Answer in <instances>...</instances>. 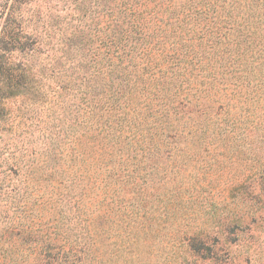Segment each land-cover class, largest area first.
I'll return each mask as SVG.
<instances>
[{"label": "trees", "instance_id": "obj_1", "mask_svg": "<svg viewBox=\"0 0 264 264\" xmlns=\"http://www.w3.org/2000/svg\"><path fill=\"white\" fill-rule=\"evenodd\" d=\"M30 2L0 0V121L40 134L41 153L14 157L10 171L24 194L32 186L31 211L44 175L67 182L72 228L65 241L18 229L28 201L4 206L0 264H117L164 197L185 193L168 187L164 160L179 137L207 136L211 124L205 132L193 115L220 109L214 90L230 70L219 59L237 63L255 48L264 0H41L35 17L22 11Z\"/></svg>", "mask_w": 264, "mask_h": 264}, {"label": "rangeland", "instance_id": "obj_2", "mask_svg": "<svg viewBox=\"0 0 264 264\" xmlns=\"http://www.w3.org/2000/svg\"><path fill=\"white\" fill-rule=\"evenodd\" d=\"M30 1L28 6L22 5V11L35 17L41 0ZM46 1L58 9L64 6L59 0ZM34 27L30 25V31ZM253 46L237 63L231 61L232 57H220L230 70L219 75L225 83L214 90L220 109L212 112L206 105L200 107L198 118L193 115L205 132L206 125L211 124L207 136L196 131L194 135L179 137L172 157L164 160L168 187L182 185L185 193L178 198L164 197L166 201L151 216L150 225L144 231L139 230L137 241L130 249L123 250L117 264H264V33L261 30ZM9 130L7 123L0 121V210L4 206L26 204L27 197L31 199L33 193L31 186L24 194L21 177L10 171L14 157L24 159L28 152L41 153L43 149L38 132L27 135L21 129L13 133ZM50 166H54L51 158ZM164 174L160 171L149 176L150 187L157 188ZM56 177L55 173L51 177L46 174L43 178L47 181H38L42 187L40 206L31 211V200H27V213L14 226L22 229L30 223L35 229L50 233L52 238L65 241L72 228V195L67 182L63 187L52 184ZM241 184H245L249 196L244 194L243 187L239 188ZM3 214L0 212V224L7 220ZM239 218L243 219L240 224L229 225L232 219ZM101 247L102 257L108 259L109 249L104 243Z\"/></svg>", "mask_w": 264, "mask_h": 264}]
</instances>
